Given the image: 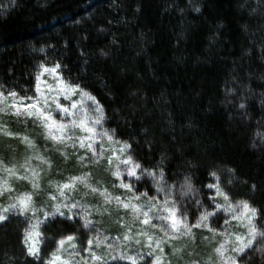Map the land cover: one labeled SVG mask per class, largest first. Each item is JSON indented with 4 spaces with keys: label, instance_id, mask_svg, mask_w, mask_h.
I'll return each instance as SVG.
<instances>
[{
    "label": "trees",
    "instance_id": "obj_1",
    "mask_svg": "<svg viewBox=\"0 0 264 264\" xmlns=\"http://www.w3.org/2000/svg\"><path fill=\"white\" fill-rule=\"evenodd\" d=\"M45 67L94 95L111 116L109 126L141 141L133 146L146 162L163 152L170 173L183 156L226 162L248 182L243 188L257 184L253 203L264 205V0H0V96L32 100ZM5 123L12 132L34 130L30 135L43 126L0 114V128ZM36 142L41 150L51 144L39 136ZM14 148L20 158L25 145L0 132L6 163ZM5 176L0 171V186ZM23 220L17 214L0 226V260L27 252L18 227ZM48 231L61 229L54 223ZM63 231L75 229L65 222ZM77 245L80 255L73 258L63 250L53 255L49 241L38 246L39 259L27 255L24 264L173 260L167 243L163 252L161 246L151 252L155 241L128 249L132 259L98 261L92 259L95 244L91 251L82 239Z\"/></svg>",
    "mask_w": 264,
    "mask_h": 264
},
{
    "label": "clouds",
    "instance_id": "obj_2",
    "mask_svg": "<svg viewBox=\"0 0 264 264\" xmlns=\"http://www.w3.org/2000/svg\"><path fill=\"white\" fill-rule=\"evenodd\" d=\"M80 95L81 100L65 106L55 98L49 104L41 94L43 109H16L17 115L43 118L42 130L35 135L28 134L31 129L12 132L6 123L0 128L5 136H16L25 145L20 158L14 148L7 163L0 154V171L6 173L0 186V196L5 197L0 203V226L10 216L22 214L24 220L18 227L24 234L21 242L27 245L26 253H5L7 259L0 264L17 260L24 264L27 255L39 259L38 246L49 241L53 255L63 250L74 258L80 255L77 240L81 239L89 246L86 251L95 244L93 261L132 259L128 249L155 241L151 252L157 245L161 252L163 244L172 246L171 264H264V205L253 203L256 183L243 188L248 182L234 166L221 161L204 164L183 156L171 173L170 157L163 152L146 162L139 147L133 146L141 141L122 137L116 126H109L111 116L94 95L83 89ZM85 97L94 107L85 108ZM66 99L71 100V95ZM57 110L59 120L53 115ZM65 114L72 118L65 120ZM37 136L51 144L41 150ZM65 222L75 231L66 234ZM54 223L61 229L59 234L48 231ZM242 254L244 258L238 260Z\"/></svg>",
    "mask_w": 264,
    "mask_h": 264
},
{
    "label": "rangeland",
    "instance_id": "obj_3",
    "mask_svg": "<svg viewBox=\"0 0 264 264\" xmlns=\"http://www.w3.org/2000/svg\"><path fill=\"white\" fill-rule=\"evenodd\" d=\"M45 69L51 70L55 68L45 67L41 70L39 77L37 79L36 96L32 100H29V101H19V100H15L12 98H5L3 96H0V109H3L5 107L13 109V111H10V112L0 111V114H3V115L8 114V115H13L17 117L20 116L21 120L30 118V119L36 120L37 122H40L43 125V118L39 116L17 115L15 111L17 109V106L20 104H23V105L36 104L37 105L36 108H30L27 110H32V111L41 110L44 107L43 99H41V94H43V97L47 99V102L49 104L53 103L52 98H55L60 104H63L65 106H69L72 103V101L81 100L80 91L74 87L68 86L59 77L56 70L55 71H45ZM69 88H72L73 90L69 91L68 90ZM66 95H71V100L66 99ZM82 103L85 106V108L94 107V105L92 104V101L88 100L86 97L83 98ZM77 107L79 108V105H77ZM19 110L21 112H24L26 109L20 108ZM53 115L57 120H59L61 117L60 110H57L55 113H53ZM64 118L65 120H68V119H71L72 117L65 114ZM53 131H55V129H53ZM84 134L87 135V133H84ZM30 243H34V240L33 242L30 241ZM55 264H64V262L57 260ZM167 264H171V262H168Z\"/></svg>",
    "mask_w": 264,
    "mask_h": 264
},
{
    "label": "snow or ice",
    "instance_id": "obj_4",
    "mask_svg": "<svg viewBox=\"0 0 264 264\" xmlns=\"http://www.w3.org/2000/svg\"><path fill=\"white\" fill-rule=\"evenodd\" d=\"M45 71H55V69H45ZM69 91L73 90L72 88H69L68 89ZM10 95L12 96H15L16 94L15 93H11ZM37 105L36 104H33V105H23V104H20L17 106V109L19 110L20 108H24V109H30V108H36ZM20 203L24 206V207H27L28 206V202L25 201V200H21ZM145 223L147 224V221H145ZM69 239H71V237H69ZM61 243L63 244V241H61ZM159 246V245H157ZM57 259H59V257H57ZM96 259H100L99 257H97ZM161 262V257L160 256H157L156 257V261H155V264H160Z\"/></svg>",
    "mask_w": 264,
    "mask_h": 264
}]
</instances>
